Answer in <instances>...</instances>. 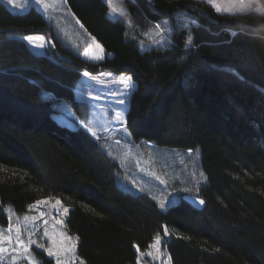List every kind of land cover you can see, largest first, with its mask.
I'll use <instances>...</instances> for the list:
<instances>
[{"label": "trees", "instance_id": "obj_1", "mask_svg": "<svg viewBox=\"0 0 264 264\" xmlns=\"http://www.w3.org/2000/svg\"><path fill=\"white\" fill-rule=\"evenodd\" d=\"M67 1L104 59L83 58L36 7L16 12L0 0V226L5 205L24 214L59 197L87 264H136L165 226L177 231L164 241L173 264H264V16L217 14L206 0H123L136 27L172 18L169 46L142 50L106 0ZM32 33L48 36V52L19 38ZM104 70L136 83L126 116L135 140L200 147L203 208L181 197L163 210L125 190L101 143L54 117L64 102L86 120L90 105L75 89L84 71Z\"/></svg>", "mask_w": 264, "mask_h": 264}, {"label": "rangeland", "instance_id": "obj_2", "mask_svg": "<svg viewBox=\"0 0 264 264\" xmlns=\"http://www.w3.org/2000/svg\"><path fill=\"white\" fill-rule=\"evenodd\" d=\"M2 1L16 12H26L33 6L42 11L48 21L53 24L57 35L73 49L79 51L83 58L97 62L106 56L105 47L84 27L71 10L67 0H44L45 4L48 5L47 8L42 4H37L36 0H14L13 3H9V0ZM106 1L109 4L108 16L112 19L124 20L128 24L129 34L138 39L142 50L165 49L169 46L173 29L171 17H163L145 26L137 25L136 27L123 0ZM206 1L209 3V0ZM216 3H220L222 7L226 6L225 0H216ZM177 16L188 17V14L182 10L178 12ZM157 24L160 25V28L156 27ZM27 35L43 36L44 40L37 41V43L45 44V48L38 49L22 39ZM27 35L19 38L24 40L33 51L41 52L39 54L48 52L51 47V40L46 34L32 33ZM122 76L130 75L115 73L111 70H104L97 74L84 71L75 90L82 99L88 101L90 105L89 117L83 121L64 102L58 105L60 112L54 114V117L60 123L70 127L83 126L101 143L102 147L119 164L121 176L118 182L125 190L145 193L156 200L159 206L163 200L165 204L163 210L188 194L182 191L185 188L191 189V194L198 195L199 187L207 180L200 163V147L189 151L183 147L158 146L146 139L135 140L127 126L126 116L131 92L136 83L132 80V87L126 88L120 82ZM93 132L96 133L95 136L92 134ZM49 198L51 199L49 200ZM57 199L61 201L59 197L41 198L39 200H49V202L29 208L24 214H18L12 205L4 206L3 210L8 216L9 223L6 226H0V229L3 230L0 231V247L8 249L6 253L2 254L3 259H0L2 264H11L13 256L23 255L22 252L13 250L20 247L15 242L17 227L20 228L21 239L25 242H27L29 233H32L31 238L37 241V244L45 245L44 249H38L36 245H32L30 248L31 253L40 264H56V258L47 255V248L52 246L53 240L56 241L57 245L62 244L65 247H71L75 243L74 255L73 253L61 254V258L68 259L69 264H81V261L87 264L78 255L79 237L68 233L65 227L69 211L64 213L63 208L69 209V207L65 206L63 202L62 205H57L55 203ZM30 205H35V202ZM60 220L64 221L62 225L58 223ZM167 228L168 235H165L164 232L159 235L161 238V243L158 246L159 255L157 249L151 247L157 236L148 249H138L136 264H169L170 253L165 247L164 241L166 238H171L177 234V231L174 228ZM45 231L49 233L48 236L44 235ZM65 236L73 239L65 240ZM5 237H9V239H4ZM36 249L43 251L50 262L39 257ZM149 252L152 253L151 256L147 255ZM16 264H29V262L21 259ZM171 264H173L172 258Z\"/></svg>", "mask_w": 264, "mask_h": 264}, {"label": "snow or ice", "instance_id": "obj_3", "mask_svg": "<svg viewBox=\"0 0 264 264\" xmlns=\"http://www.w3.org/2000/svg\"><path fill=\"white\" fill-rule=\"evenodd\" d=\"M14 0H9V3H13ZM37 4H42L44 5V7H48L47 4H45L44 0H36ZM209 3L211 6L214 7V10L217 12V14H229L232 16H237V15H243L249 12H255L260 14L261 16H264V0H225L226 6L222 7L220 3H216V0H209ZM19 7V5H17ZM157 28H160V25L157 24L156 25ZM161 31H163V29H161ZM22 39L28 41L30 44L34 45L36 48L38 49H43L45 48V44L43 43H37V41H43L44 37L43 36H39V37H34L32 35H27L22 37ZM192 37L189 36L187 43L188 44H192ZM98 58V57H97ZM85 75H88V73H85ZM120 82L124 84V86L126 88H131L133 85L132 82V78L131 76H122L120 78ZM121 103H123V101H120ZM85 127H87L85 125ZM94 136L96 135L95 132L92 133ZM189 151H191V149H189ZM6 170V169H5ZM182 191L187 192V193H192L191 189L185 188ZM51 198H49L50 200ZM193 199H197L198 203L203 205L205 203V201L203 199H198V197L193 194ZM49 200H37L35 201V205H29V208H32L34 206H38L41 204H47L49 202ZM55 203L57 205H62V201H60L59 199H57L55 201ZM165 206L164 201L161 200L160 202V207L163 208ZM69 211L68 208H63V212L67 213ZM41 215H43V213H41ZM25 220H27V217H25ZM58 223H60L61 225L64 223L63 220L58 221ZM0 231H3L2 229H0ZM9 232H11V229H9ZM164 233L165 235H168V228L165 226L164 228ZM45 236H48L49 233L47 231L44 232ZM32 233H29L28 235V239L27 242H25L23 239H21L20 236V228L17 227L16 228V236H15V242L17 245H19L20 247L18 249H13L14 251H18V252H22L23 255L22 256H13L11 258V264H16L17 261L21 260V259H25L29 262V264H40V262L33 256V254L30 251V248L32 245H36L38 249H44L45 245L44 244H37V241L33 240L31 238ZM4 239H9V237H5ZM65 240H71L73 238L71 237H64ZM78 239V238H76ZM161 243V238L158 236L154 242V244L151 246L153 248L157 249V254L159 255V248L158 246ZM75 243H73L71 245V247H65L62 244L61 245H57L56 241L53 240L52 242V246L47 248V255L49 257H55L56 258V264H69L68 259H62L61 258V254H67V253H73L75 252ZM8 251L7 248L5 247H0V259H3L2 254L6 253ZM147 255L151 256L152 253L149 252L147 253ZM168 261L169 264H171V257H168ZM81 264H84L83 261H81Z\"/></svg>", "mask_w": 264, "mask_h": 264}, {"label": "water", "instance_id": "obj_4", "mask_svg": "<svg viewBox=\"0 0 264 264\" xmlns=\"http://www.w3.org/2000/svg\"><path fill=\"white\" fill-rule=\"evenodd\" d=\"M149 1H153V0H149ZM196 196L198 197V199H203L202 197H200L198 195H196ZM183 198H184V200H186L187 202H189L192 206H194L197 209L203 208L205 206V203L203 205H201V204L198 203V200L197 199H193V194H191V193L185 194L183 196Z\"/></svg>", "mask_w": 264, "mask_h": 264}, {"label": "crops", "instance_id": "obj_5", "mask_svg": "<svg viewBox=\"0 0 264 264\" xmlns=\"http://www.w3.org/2000/svg\"><path fill=\"white\" fill-rule=\"evenodd\" d=\"M37 53H41V52H39V51H36Z\"/></svg>", "mask_w": 264, "mask_h": 264}]
</instances>
